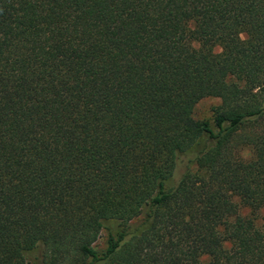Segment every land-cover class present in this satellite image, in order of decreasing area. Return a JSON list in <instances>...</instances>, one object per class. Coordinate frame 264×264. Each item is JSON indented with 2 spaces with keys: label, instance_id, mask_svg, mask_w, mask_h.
Listing matches in <instances>:
<instances>
[{
  "label": "trees",
  "instance_id": "trees-1",
  "mask_svg": "<svg viewBox=\"0 0 264 264\" xmlns=\"http://www.w3.org/2000/svg\"><path fill=\"white\" fill-rule=\"evenodd\" d=\"M263 213L264 0H0V264H264Z\"/></svg>",
  "mask_w": 264,
  "mask_h": 264
},
{
  "label": "rangeland",
  "instance_id": "rangeland-1",
  "mask_svg": "<svg viewBox=\"0 0 264 264\" xmlns=\"http://www.w3.org/2000/svg\"><path fill=\"white\" fill-rule=\"evenodd\" d=\"M220 52V50H217ZM221 105V101L216 98H208L201 101L195 108L194 118L198 121H213L214 120V109ZM181 171H179L177 178H179ZM264 217V213L262 214ZM107 234L103 232L101 239L97 243L99 250H105L107 246Z\"/></svg>",
  "mask_w": 264,
  "mask_h": 264
}]
</instances>
